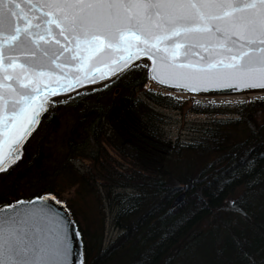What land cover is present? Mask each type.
Returning <instances> with one entry per match:
<instances>
[{"label":"trees","instance_id":"16d2710c","mask_svg":"<svg viewBox=\"0 0 264 264\" xmlns=\"http://www.w3.org/2000/svg\"><path fill=\"white\" fill-rule=\"evenodd\" d=\"M148 79L132 66L107 86L78 91L50 108L18 165L0 174V206L54 189L77 218L79 202L90 196L94 202L101 179L116 205L113 224L119 231L104 245L105 216L97 229L82 228L86 264H264V98L233 108L192 107L230 116L212 117L195 142L181 146L166 139L149 104L178 107L150 88ZM62 119L68 129L61 150L37 149L41 130ZM108 149L127 160L126 172L114 169ZM85 160L97 167L84 168ZM117 189L133 193L109 195ZM184 191L186 198L174 206Z\"/></svg>","mask_w":264,"mask_h":264},{"label":"snow or ice","instance_id":"6c2138e0","mask_svg":"<svg viewBox=\"0 0 264 264\" xmlns=\"http://www.w3.org/2000/svg\"><path fill=\"white\" fill-rule=\"evenodd\" d=\"M143 58L181 91L264 90V0H0V173L69 92ZM74 217L54 189L0 206V264H86Z\"/></svg>","mask_w":264,"mask_h":264},{"label":"rangeland","instance_id":"374dc122","mask_svg":"<svg viewBox=\"0 0 264 264\" xmlns=\"http://www.w3.org/2000/svg\"><path fill=\"white\" fill-rule=\"evenodd\" d=\"M145 64H150V62L146 58H143L137 61L132 66L136 67L137 65H140V68L146 71V73L149 76L148 70L143 67V65ZM114 79L115 78L107 82L88 86L81 90L95 91L96 89H100L104 86H107ZM148 82H149V79H148ZM149 85H150V88H152L158 93H161L162 95H165L168 100L173 101L174 104L178 107V109L177 108L172 109L170 107L155 106L154 104H149V101L147 102L149 105L154 107L156 111H158L159 119H160L159 124H160V127L164 135L166 136V139L171 141L172 144L179 142L181 146L188 145L189 143L195 142L201 136L202 130L204 128H207L209 121L212 119V117L215 116V115H211L207 113L196 112L191 109L192 107H202V105L204 104H212L216 106L225 105L229 108H233V106L238 103L246 102L248 100L264 98V94H258V95H255L249 98H239L235 100H232L229 98H220V97H214V98L213 97H198V96L188 97L184 95H178L177 93H166L160 90L159 88L155 87L154 85H152L150 82H149ZM75 93L68 94L66 97L63 98L64 101L70 100L71 96L74 95ZM229 116L230 114L226 113V114L216 115L215 117L224 119ZM56 125L57 127L52 128L51 130H47L45 131V133L43 132V130H41L40 134L35 139V144L37 145L36 146L37 149L41 147V149L44 148V151H47V149H57V148L58 150H61L59 148H61L64 142L63 139L68 129V126H67V122L63 121V119L60 121H57ZM23 151H24V148H23ZM108 151L109 152L107 153L110 156L112 155L111 157H113V159H115L116 161L113 163V166L116 167L114 169L126 172V170L130 168L127 160L121 159L118 156H115V153L113 152L112 149H108ZM42 159H43V156H42ZM105 162H107V160ZM84 164H85L84 168L89 169V170H94L97 167L90 160H85ZM127 173L131 174V172H127ZM101 183L104 184V181L101 179L99 180V182H95L93 203L91 200V196L89 197L90 199H88L87 201L79 202L82 209L78 211L79 216H77V219L80 220L81 222L80 224L82 228L85 229L86 231H89V229H94V230L97 229V223H99L102 216H105L106 222H105L104 245H106L118 234L119 230L115 228L113 224V216L116 211V205L115 203L111 204V202L108 199L106 188L102 186ZM109 189L112 190L113 187L111 186L109 187ZM118 191L125 192V193H133L131 189H127L124 191L117 189L115 191L109 192V195H112V194L114 195ZM77 210H79V206H76V211Z\"/></svg>","mask_w":264,"mask_h":264},{"label":"water","instance_id":"95a60500","mask_svg":"<svg viewBox=\"0 0 264 264\" xmlns=\"http://www.w3.org/2000/svg\"><path fill=\"white\" fill-rule=\"evenodd\" d=\"M141 60V59H140ZM137 61H139V60H137ZM137 61H135V62H129V65L130 66H128L126 69H124V70H120V69H117V75H111V73H109V75L111 76V79H113V78H115V77H117L118 75H120L121 73H123L124 71H126L128 68H130L133 64H135ZM150 62V61H149ZM151 63V62H150ZM149 76H150V73H149ZM111 79H109V80H111ZM109 80H100L98 83H95V84H92V85H96V84H100V83H103V82H107V81H109ZM149 82L152 84V85H154L155 87H157V88H159L160 90H162V91H166V92H169V93H177V94H190V95H201V96H203V97H219V96H221V95H229V94H240V93H263L264 94V90H262V89H251V90H245V91H241V90H224V91H209V92H207V93H205V92H200V93H193V92H187V91H181V90H179V89H176L175 87H169V86H167V85H160V84H158V83H156V82H154V81H152V80H150V78H149ZM89 86H91V85H89ZM80 89H82V88H79V89H77V90H75V91H71V92H69L68 94H71V93H73V92H76V91H78V90H80ZM41 122V121H40ZM40 124V123H39ZM39 126V125H38ZM38 126L36 127V129L38 128ZM35 129V130H36ZM35 131H33V133H34ZM32 133V134H33ZM31 134V135H32ZM31 137V136H30ZM30 137H28L27 138V140L30 138ZM186 198V192L184 191V192H182L181 194H179L176 198H175V200H174V202H173V205L174 206H176V205H178L179 203H181L184 199ZM83 253H84V247H83Z\"/></svg>","mask_w":264,"mask_h":264},{"label":"bare ground","instance_id":"6f19581e","mask_svg":"<svg viewBox=\"0 0 264 264\" xmlns=\"http://www.w3.org/2000/svg\"><path fill=\"white\" fill-rule=\"evenodd\" d=\"M166 92V91H164ZM169 93V92H166ZM259 94H263V93H259ZM178 95H184V96H188V97H194V96H198V97H203L201 95H190V94H178ZM258 95V93H240V94H229V95H221L219 96L220 98H229L232 100L235 99H239V98H249L252 96Z\"/></svg>","mask_w":264,"mask_h":264}]
</instances>
